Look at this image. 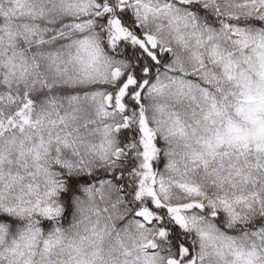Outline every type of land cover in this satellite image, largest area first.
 <instances>
[{
    "label": "snow or ice",
    "instance_id": "snow-or-ice-1",
    "mask_svg": "<svg viewBox=\"0 0 264 264\" xmlns=\"http://www.w3.org/2000/svg\"><path fill=\"white\" fill-rule=\"evenodd\" d=\"M0 264H264V0H0Z\"/></svg>",
    "mask_w": 264,
    "mask_h": 264
}]
</instances>
